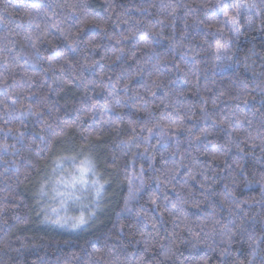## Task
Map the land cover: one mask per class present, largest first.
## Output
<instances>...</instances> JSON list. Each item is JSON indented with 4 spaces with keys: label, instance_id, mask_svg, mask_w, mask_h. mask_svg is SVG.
Segmentation results:
<instances>
[{
    "label": "trees",
    "instance_id": "1",
    "mask_svg": "<svg viewBox=\"0 0 264 264\" xmlns=\"http://www.w3.org/2000/svg\"><path fill=\"white\" fill-rule=\"evenodd\" d=\"M0 264H264V0H0Z\"/></svg>",
    "mask_w": 264,
    "mask_h": 264
},
{
    "label": "rangeland",
    "instance_id": "2",
    "mask_svg": "<svg viewBox=\"0 0 264 264\" xmlns=\"http://www.w3.org/2000/svg\"><path fill=\"white\" fill-rule=\"evenodd\" d=\"M70 162H73L72 160H69V163ZM58 174H60V176L59 177H61V175L63 174V173H61V169H60V167H56L55 168V170H54V172H53V177L55 176H58ZM51 183H53L54 184V179H52L51 181H50ZM59 185H60V181H59V179L57 180V181H55V187H54V192H55V196H56V199L57 200H60V195H57L56 194V191H57V189H58V187H59ZM45 201H46V197H45Z\"/></svg>",
    "mask_w": 264,
    "mask_h": 264
}]
</instances>
